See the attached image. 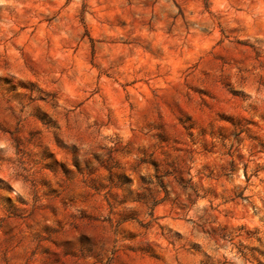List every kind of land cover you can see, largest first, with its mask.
<instances>
[{"label": "clouds", "instance_id": "clouds-1", "mask_svg": "<svg viewBox=\"0 0 264 264\" xmlns=\"http://www.w3.org/2000/svg\"><path fill=\"white\" fill-rule=\"evenodd\" d=\"M0 264H264V0H0Z\"/></svg>", "mask_w": 264, "mask_h": 264}]
</instances>
